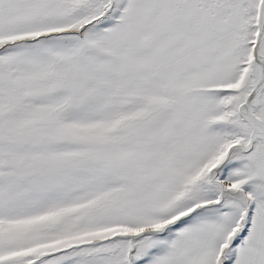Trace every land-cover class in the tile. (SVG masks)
Returning <instances> with one entry per match:
<instances>
[{"label":"snow or ice","instance_id":"obj_1","mask_svg":"<svg viewBox=\"0 0 264 264\" xmlns=\"http://www.w3.org/2000/svg\"><path fill=\"white\" fill-rule=\"evenodd\" d=\"M0 264H264V0H0Z\"/></svg>","mask_w":264,"mask_h":264}]
</instances>
